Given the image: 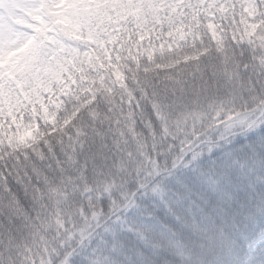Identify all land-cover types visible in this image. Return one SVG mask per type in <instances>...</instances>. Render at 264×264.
Returning a JSON list of instances; mask_svg holds the SVG:
<instances>
[{"label":"snow or ice","instance_id":"snow-or-ice-1","mask_svg":"<svg viewBox=\"0 0 264 264\" xmlns=\"http://www.w3.org/2000/svg\"><path fill=\"white\" fill-rule=\"evenodd\" d=\"M0 264H264V0H0Z\"/></svg>","mask_w":264,"mask_h":264}]
</instances>
